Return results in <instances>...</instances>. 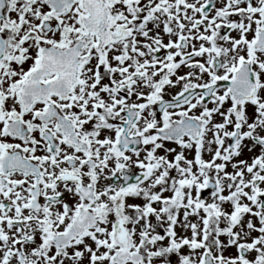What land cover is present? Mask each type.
I'll use <instances>...</instances> for the list:
<instances>
[{"label": "snow or ice", "instance_id": "obj_1", "mask_svg": "<svg viewBox=\"0 0 264 264\" xmlns=\"http://www.w3.org/2000/svg\"><path fill=\"white\" fill-rule=\"evenodd\" d=\"M0 264H264V0H0Z\"/></svg>", "mask_w": 264, "mask_h": 264}]
</instances>
